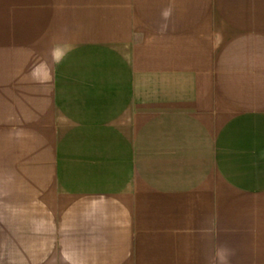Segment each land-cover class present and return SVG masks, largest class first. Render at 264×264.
<instances>
[{
	"label": "crops",
	"instance_id": "0c3cea01",
	"mask_svg": "<svg viewBox=\"0 0 264 264\" xmlns=\"http://www.w3.org/2000/svg\"><path fill=\"white\" fill-rule=\"evenodd\" d=\"M264 264V0H0V264Z\"/></svg>",
	"mask_w": 264,
	"mask_h": 264
},
{
	"label": "clouds",
	"instance_id": "9594fccd",
	"mask_svg": "<svg viewBox=\"0 0 264 264\" xmlns=\"http://www.w3.org/2000/svg\"><path fill=\"white\" fill-rule=\"evenodd\" d=\"M231 249L227 245H219L215 253V260L210 261V264H229V255Z\"/></svg>",
	"mask_w": 264,
	"mask_h": 264
}]
</instances>
